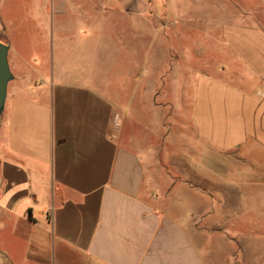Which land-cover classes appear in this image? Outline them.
<instances>
[{"label":"crops","instance_id":"1","mask_svg":"<svg viewBox=\"0 0 264 264\" xmlns=\"http://www.w3.org/2000/svg\"><path fill=\"white\" fill-rule=\"evenodd\" d=\"M73 6L36 3L23 49L0 17V264H223L206 233L264 167V1ZM114 25L140 95L108 89ZM164 110L189 114L180 157Z\"/></svg>","mask_w":264,"mask_h":264},{"label":"rangeland","instance_id":"2","mask_svg":"<svg viewBox=\"0 0 264 264\" xmlns=\"http://www.w3.org/2000/svg\"><path fill=\"white\" fill-rule=\"evenodd\" d=\"M52 1L48 0L49 6L52 5ZM65 1L67 6L70 7L69 9L72 10L73 5L79 0ZM254 1L263 2L264 0ZM40 2L45 4L46 0H0V17L15 43L14 48L23 49L27 37L33 38L34 42L39 43V25L30 18L37 14L36 10L38 9H35V5ZM258 11L264 16V9H258ZM113 27L115 48L111 55L108 54V89L114 96L119 97L123 90V84L128 94L135 95L139 93L140 95L141 91L145 90L143 82L133 80L134 72L120 70L128 57L121 52L120 25H114ZM38 46H40V43ZM38 46L36 45L34 49H39ZM9 56L10 58L14 56L13 50H11ZM130 58L133 60L132 62ZM139 59L142 58L136 54L129 57L132 64L140 63ZM161 113L166 118L163 117L164 119L162 118L160 122V131L163 133L171 130L174 134H177L174 139L172 136L169 137L167 144H170L171 152L173 151L174 154L180 157L185 151L186 142L189 141L190 143L191 139L189 136L185 137V134L189 132V114L184 112L183 116L180 113L173 115L170 114L169 110H164ZM131 128L135 132L138 129L135 124ZM151 138L146 135L145 142L148 143ZM249 174L248 181L236 187L237 191L240 192L239 195L236 194L238 197L234 199L230 206H226L217 217L216 223L222 227V230L206 233L209 238L207 243H213L214 246L210 252L214 256L216 254L217 259L221 260L223 264H264V167L252 165Z\"/></svg>","mask_w":264,"mask_h":264},{"label":"water","instance_id":"3","mask_svg":"<svg viewBox=\"0 0 264 264\" xmlns=\"http://www.w3.org/2000/svg\"><path fill=\"white\" fill-rule=\"evenodd\" d=\"M8 50L9 47L0 42V115L4 109L8 84L13 79L8 63Z\"/></svg>","mask_w":264,"mask_h":264}]
</instances>
